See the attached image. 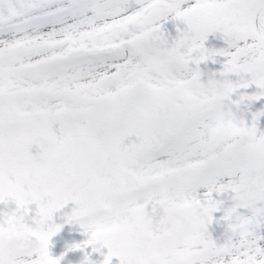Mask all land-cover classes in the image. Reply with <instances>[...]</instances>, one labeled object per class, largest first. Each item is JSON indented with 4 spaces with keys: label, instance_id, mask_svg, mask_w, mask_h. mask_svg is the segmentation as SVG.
Listing matches in <instances>:
<instances>
[{
    "label": "snow or ice",
    "instance_id": "6c2138e0",
    "mask_svg": "<svg viewBox=\"0 0 264 264\" xmlns=\"http://www.w3.org/2000/svg\"><path fill=\"white\" fill-rule=\"evenodd\" d=\"M262 99L264 0H0V264H264Z\"/></svg>",
    "mask_w": 264,
    "mask_h": 264
},
{
    "label": "rangeland",
    "instance_id": "374dc122",
    "mask_svg": "<svg viewBox=\"0 0 264 264\" xmlns=\"http://www.w3.org/2000/svg\"><path fill=\"white\" fill-rule=\"evenodd\" d=\"M190 3H194L195 0H189ZM176 21L169 19L164 23V28L168 31V33L170 34L169 39L171 41V37L175 36L176 33ZM181 27H183V25H181ZM205 46L208 48H221V47H226V42L224 41V39L222 38V34L217 32V33H210L208 39L205 41ZM225 57L222 56H216L215 60H208V61H202L199 65L201 71H202V79H207L208 75L213 72V71H217L221 68L223 61L225 60ZM235 79V77H233ZM255 90V86H253L251 89H249V91H254ZM261 107H264V99L260 100V101H254L251 106L250 109L251 111H256L258 109H260ZM243 115L245 116L246 119H248L249 123L251 122L250 120V112L246 111L243 113ZM258 130L259 131H264V117H262L259 121H258ZM136 139L135 136L132 137H128L126 138L125 142H129L130 140H134ZM35 146L33 147V151H35ZM227 179V178H225ZM201 194H203L204 191H206L205 189L201 188L198 190ZM215 195V194H214ZM228 194H220L218 196V198L220 199H224L225 202H229L227 199ZM14 204L12 202H9L7 205L3 204V207L0 206V209H6V208H10L13 207ZM74 202L69 201V203L67 205L64 206V208L58 210L53 217V221L56 223H60L61 221L65 220V214L66 213H70L71 209L74 207ZM34 208V205L32 206ZM214 215L219 218L222 213L221 212H216L214 213ZM76 226H80L79 224L75 223ZM258 231L260 233H264V224H262L260 226V228L258 229ZM209 232L211 234V236L213 237V239L217 242V244H223L226 242L227 239V235L225 233V226L223 222L217 223V222H213L210 226H209ZM70 240H76L81 242L83 240L88 239V234H86L81 228L78 232H75L74 235L69 237ZM262 243H264V241H262ZM91 249V247H90ZM92 250V249H91ZM60 253H65V255L67 256V258H69V262H73L72 259L73 258H79L82 259L83 255H75V252L70 248V245L65 244L64 248L61 249ZM91 255H93L95 257V260H98L97 255L95 254H99L100 259L99 261H102L103 256L101 255V252H96V253H92L90 252Z\"/></svg>",
    "mask_w": 264,
    "mask_h": 264
},
{
    "label": "flooded vegetation",
    "instance_id": "af4514ba",
    "mask_svg": "<svg viewBox=\"0 0 264 264\" xmlns=\"http://www.w3.org/2000/svg\"><path fill=\"white\" fill-rule=\"evenodd\" d=\"M0 206L3 207V203H0ZM64 246V240L62 239L61 233H56L50 238L49 242V252L53 256H59L60 251ZM61 264H64L61 262Z\"/></svg>",
    "mask_w": 264,
    "mask_h": 264
},
{
    "label": "water",
    "instance_id": "95a60500",
    "mask_svg": "<svg viewBox=\"0 0 264 264\" xmlns=\"http://www.w3.org/2000/svg\"><path fill=\"white\" fill-rule=\"evenodd\" d=\"M102 250L104 251V253L107 252V248L106 247H102ZM110 264H119V258L118 257H112Z\"/></svg>",
    "mask_w": 264,
    "mask_h": 264
}]
</instances>
